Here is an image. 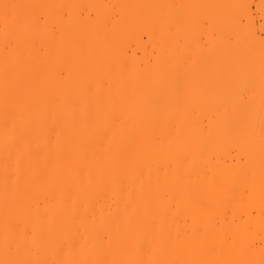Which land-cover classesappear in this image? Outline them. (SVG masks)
Segmentation results:
<instances>
[{"label":"bare ground","instance_id":"obj_1","mask_svg":"<svg viewBox=\"0 0 264 264\" xmlns=\"http://www.w3.org/2000/svg\"><path fill=\"white\" fill-rule=\"evenodd\" d=\"M206 1L0 0V264H229L220 84L264 36L252 1Z\"/></svg>","mask_w":264,"mask_h":264},{"label":"rangeland","instance_id":"obj_2","mask_svg":"<svg viewBox=\"0 0 264 264\" xmlns=\"http://www.w3.org/2000/svg\"><path fill=\"white\" fill-rule=\"evenodd\" d=\"M104 1H108V0H104ZM208 1H210V0H207L206 2H208ZM245 1L246 0H241V2H237V1H235V2L237 4V3H242V2L245 3ZM248 1H250V2H248ZM248 1H246V2L251 3V1H252V3L254 4V5H251V8H252L251 12L253 13V14L252 13L251 14L253 15L252 16L253 18L250 17L251 20H248L246 17H243V18H246L250 23V21L252 22V19H254L255 16L257 15L256 18L254 19V22H256V23H254V22H252V23L258 25V26L254 25L255 29H257V35L258 36H264V32H261V31H264V10L263 11H259L258 9L256 10V7H257L256 3L258 2V0H255L256 2L253 0H248ZM259 1H261V0H259ZM202 2H203V0H202ZM227 2H228V0H227ZM235 2H232V3H235ZM208 3L210 4V2H208ZM208 3H207V5H208ZM216 3H217L216 0H211L210 9H212L213 6H215L214 4H216ZM253 6H255V8ZM204 8H206V6ZM206 11H207V9H206ZM208 11H209V8H208ZM206 15L210 16V12H208V14H206ZM206 17L204 18L205 20H206ZM207 18H208V23H209L211 17H207ZM258 18H259V20H258ZM246 19L245 20L241 19L242 21L240 20V22H242L243 24L247 23ZM208 23H207V21L205 22L206 28H208ZM236 26L237 27L240 26V23L238 22V24H236ZM250 26L251 25H249V28H250ZM233 27H235V25ZM252 27H253V25H252ZM238 28H240V27H238ZM246 28L247 27H245V30H246ZM262 28H263V30H262ZM205 34H206V32H205ZM205 38L206 37L204 36L203 42L206 41ZM240 49L241 48L237 49V50H239V52L236 51L235 54L233 53L234 55L232 56V59L230 62L231 64L227 63L228 66L225 64L226 67H229L230 65L233 66V69L231 71L234 70L235 72L234 71L231 72L232 79L226 78L225 80L222 81L223 83H221V80H220V83H221L220 88L223 86L222 89H220V96L222 94L223 98L221 96V100H222L223 104L226 105V106L223 105L222 102L220 101V106L224 107V111H223V109H221L222 107H220V111L221 112L223 111L225 114V110H227L230 107L228 109V111L231 112L230 109H232V113H235L234 114L235 116L228 113L229 118H226V120H229L230 118H232V122H230L231 119L229 122H226V120H225V122L227 124L233 123V126L238 128L234 134L231 133L228 135V134H226L227 125L224 126V124H223L224 127H222L223 130H221V131L223 132L224 130H226V132L224 131L223 134H226L227 136H224L226 139H223L224 137L223 138L221 137L220 138V144H219V146H220V148H219V151H220L219 162H220V164L219 165H220L221 171H223L221 173H224V175L222 176V179H221L223 182L221 181L222 186L220 187L221 188L220 193H221V195L226 194V196L221 197V199H220V203H221L220 204L221 210L219 213V217H220L219 218V225L221 226L220 227V244H221L220 245V251H221L220 255H223V253H225L224 249L226 246L231 245L233 248V252L231 251L232 254L230 253L231 257L228 254L229 255L228 257H230L228 259V260H230L229 264H234L236 262L238 263L239 261H241V260H239L240 257L242 258V256H241L242 252H241V254H239L240 256L237 254L239 251V248H241L242 245L245 248L246 246H249L250 244H252V245H250L251 247L249 248L250 252L244 249L247 253L249 252L251 254L255 250V253L253 252V254H254L253 256L250 254L251 258H253V259L252 260L249 259L250 261L246 260V262L248 261L249 264H251V263H253V264H264V260H263L264 259V231H263L264 230V195H263L264 192H262V191H264V185H262L264 183L260 184V182L258 181L260 178L264 177V151H263V149H264V123L262 121V120H264V115H263L264 114V112H263L264 111V97L261 98V101L259 102L257 109L253 110L251 112L252 114L249 113L250 116L247 114L248 115L247 117H245L246 114H244L245 109L242 112L243 108H247V107H245L247 105V103H245L244 100L242 101L243 98L241 97V96H243L245 98V101H246L250 96L249 94L252 93L250 91L251 93L249 92L248 93L249 96H247L246 93L244 92V91H246V89L244 91L242 90V89H244V86L247 87L245 85L246 81L247 82L249 81V83L251 81L247 77H248V74H250L249 70L252 68H250V69L247 68V65H248L247 62H249V65L252 64V66L248 65V67H253L254 63H255V67L251 71L254 72V71L258 70V68H259L260 70H258L257 72L260 71L261 72L260 76L262 77V75L264 74V72H262L264 70V68H263L264 67V51L256 53L257 55L255 54V56L251 57V59H249L250 57L246 58L248 61H246V59H245V63H244V61L240 62L238 54H240V58H241V55L244 54V51H247V48L244 51L240 50ZM242 57H244V56H242ZM256 57H258V58L254 59ZM260 57L262 59H259ZM249 60H251L253 62H251ZM255 61L259 64H256ZM233 62H235V63H233ZM262 62H263V64H262ZM245 64H246V67L244 66ZM260 64H262V65H260ZM232 66H231V68H232ZM237 66H239L240 68L242 67V69L239 68V70H241L242 72L238 71ZM243 68H245V69H243ZM255 68H257V69H255ZM221 70L222 69L220 68L219 69V76L220 77L222 75L226 74L225 70H227V69L224 70V68H223L225 74H223V72H221ZM236 72L238 75L235 74ZM221 73H222V75H220ZM227 73H229V72H227ZM245 73L247 74V77H246ZM234 74L237 75V77H238L237 79L233 78V76H235ZM258 76L259 75H257L255 77V80L257 79L256 82H258V79H259ZM222 78L223 77H221L220 79H222ZM227 79H228V81H227ZM233 79L237 80V81H234ZM246 79H248V80H246ZM229 80L232 82L234 81V83H231ZM252 80H254V79H252ZM263 80H264V76L262 77V80L261 79L259 80V82L261 83L260 89H264V84L262 83ZM226 82H228V83L226 84ZM256 82L254 83L253 81H251V83H253V84H251V86L252 85L253 86L249 87V88H253V91H255L257 88ZM259 82H258V85H259ZM249 83H247L248 86H250ZM226 85L232 87V89L230 88L231 91L228 90L229 87H225ZM249 88H247V89H249ZM222 91L225 92L227 97L230 96V99H232V100H229V98H227L225 96V94L222 93ZM226 91H228V92H226ZM242 91H243V93H242L243 95L240 96L239 92H242ZM237 96H238V98H236ZM231 97H233V98H231ZM224 98L226 101L224 100ZM224 102H227L228 104L224 103ZM241 102H242V104H244V105L246 104V105L243 106L241 104ZM227 105H228V107H227ZM235 106H236V108H235ZM231 107H233V108H231ZM221 112H220V114H221ZM224 114H222V116ZM230 115H232V116H230ZM243 115H244V117H243ZM222 119L223 118H221V120ZM245 119H249V121L246 120L247 121V123H246ZM220 124H222V122ZM246 124L247 125L249 124L251 126L252 130H250V128H249V131H248L247 127H250V126L246 127ZM222 132H221V135H222ZM225 140H226V142H225ZM259 161H261V162H259ZM252 163H253V167H252ZM258 163H260V164H258ZM245 165L248 169L245 167ZM250 170H252V171H250ZM244 172H245V174H244ZM241 175L242 176L247 175V176H245V179H244V177H242ZM249 184H251V187L249 186ZM224 225H225V227H224ZM249 226H250V229L248 228ZM253 229H255V231H253ZM246 233H248V234H246ZM249 233H251L253 235V238L251 237V235ZM257 234H259V235H257ZM247 236H248V238H247ZM255 237L257 239H255ZM244 240H246V241H244ZM247 240L249 241V245H247L248 244ZM228 247H230V246H228ZM226 249H228V248H226ZM251 250H253V251L251 252ZM241 251H243V250L241 249ZM244 253H243V256H246V254L244 255ZM261 256L263 257V259L261 258L262 260H260V258H259ZM243 258H245V257H243ZM226 261L227 260H225V264H226ZM251 261H253V262H251ZM222 262H224V261H222Z\"/></svg>","mask_w":264,"mask_h":264}]
</instances>
